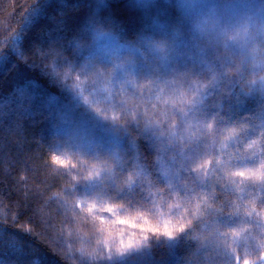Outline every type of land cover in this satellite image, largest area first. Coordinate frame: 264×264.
Masks as SVG:
<instances>
[{"label":"trees","instance_id":"trees-1","mask_svg":"<svg viewBox=\"0 0 264 264\" xmlns=\"http://www.w3.org/2000/svg\"><path fill=\"white\" fill-rule=\"evenodd\" d=\"M143 14L134 0H0V264H73L69 219L104 218L94 209L119 194L138 213L128 262L264 264L260 240L224 231L239 213L219 198L224 181L264 190V40L204 50L179 16ZM145 61L176 83L146 86Z\"/></svg>","mask_w":264,"mask_h":264},{"label":"rangeland","instance_id":"rangeland-1","mask_svg":"<svg viewBox=\"0 0 264 264\" xmlns=\"http://www.w3.org/2000/svg\"><path fill=\"white\" fill-rule=\"evenodd\" d=\"M212 1L216 0H134L135 4L144 11V18L148 20L162 18L174 20V17L179 16L178 18L182 21L181 25L185 27V38L191 46L192 44L195 46L198 38H200L205 41H202V43L207 44V47L209 46L208 48L204 47V50L211 48L215 52H220L226 50L219 43V41L221 42L220 37L227 36L232 39L234 34L238 37H253L259 41L264 40V0H218L215 7L208 5L209 3L212 4ZM218 8H220V11L217 10ZM233 45L235 50H240L238 41L233 40ZM217 46L222 47L219 49ZM200 50L202 49L200 48ZM90 55L91 52H89ZM160 65L165 67L161 63ZM160 68L157 62L148 64L145 61L140 68H134L133 70H138L141 75L140 79L146 86L151 87L157 83H161L162 86L174 85L176 83L174 74L170 76L171 73L166 74ZM112 71L116 73L114 70ZM116 76L120 77L118 74ZM151 93L156 94L154 97L158 98L157 89ZM174 104L171 100H167L163 105L171 108ZM160 136L159 149L166 148V146L171 147L172 144L176 143L167 136V139H164L163 135ZM154 143L156 146V138ZM97 152L103 153L99 150ZM106 154L110 156V166L116 167L119 172L116 181L120 182L119 178L121 176H124L126 180V168L118 166L116 162L112 161L111 156L113 154L111 150L106 151ZM85 155H90V152L86 151ZM191 177V175H187L188 180ZM109 182L107 187H111L113 191L114 189H122L125 186L124 184L121 187L113 178ZM241 188L227 181H224L223 186L220 187L219 198L222 200V206L226 209H234L233 214L239 213V216L235 215V218L227 217L220 222L222 227L226 228V230L224 228L223 230L231 238H234V236L239 237L240 246L243 243L246 246L249 235L256 240H260V244L255 241L252 244V252L255 253L257 247L264 246V190H260L259 181L255 178L247 184L246 190L241 191ZM119 195L120 198L113 200L114 203L111 201L108 206L103 205L104 208L102 209H94L104 218L69 219L71 221L69 228L72 227L71 235H67L63 242L68 243L67 253H69L73 264H134L132 260L126 261V253L140 251L141 248L131 249V246L135 243L141 245V243L132 240L130 236L124 238L123 232L126 220H130L131 216L138 213L128 211L129 201H131V205H134L133 198L128 199L132 196H127V199H124L123 194ZM125 205L126 209L124 210ZM135 207H139V205ZM129 209L136 210L133 206ZM138 220L143 227L144 220ZM256 225L262 229V232ZM124 239L128 240L124 241ZM246 250H248V247H246ZM254 253L252 255H255ZM137 256L140 258L139 254ZM138 258L135 260H138ZM260 262L262 263V261Z\"/></svg>","mask_w":264,"mask_h":264},{"label":"snow or ice","instance_id":"snow-or-ice-1","mask_svg":"<svg viewBox=\"0 0 264 264\" xmlns=\"http://www.w3.org/2000/svg\"><path fill=\"white\" fill-rule=\"evenodd\" d=\"M241 175H243V173H241ZM181 231H183V230H181ZM244 264H250V261L246 259V260H244Z\"/></svg>","mask_w":264,"mask_h":264}]
</instances>
